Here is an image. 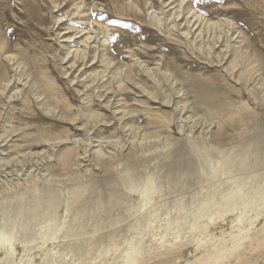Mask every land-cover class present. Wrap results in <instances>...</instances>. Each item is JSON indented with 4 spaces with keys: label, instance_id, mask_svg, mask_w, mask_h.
Here are the masks:
<instances>
[{
    "label": "rangeland",
    "instance_id": "obj_1",
    "mask_svg": "<svg viewBox=\"0 0 264 264\" xmlns=\"http://www.w3.org/2000/svg\"><path fill=\"white\" fill-rule=\"evenodd\" d=\"M0 49V264H264V0H0Z\"/></svg>",
    "mask_w": 264,
    "mask_h": 264
},
{
    "label": "bare ground",
    "instance_id": "obj_2",
    "mask_svg": "<svg viewBox=\"0 0 264 264\" xmlns=\"http://www.w3.org/2000/svg\"><path fill=\"white\" fill-rule=\"evenodd\" d=\"M194 19V22H193V26H195L196 25V23L197 22H199L201 25H200V27L202 26V23H204L206 26H207V29H210L211 27H213L214 26V24H211V22L209 23V22H207V21H205L203 18H202V16H200V15H191V19ZM198 28V27H197ZM196 28V29H197ZM111 30V29H110ZM106 31H109V30H106ZM112 31H114V32H119V31H117L116 29H114V30H112ZM204 31H205V29H204V27H201V28H199V30L196 32V34L195 35H199L200 37H203V33H204ZM87 37H85V39H83V40H81L82 41V43H83V49H82V51H74V52H71L72 54H74L75 56H77V55H81V56H83L84 57V59L86 58V56H87V48H89V49H91V43L89 42L92 38H91V35H86ZM68 39H71L72 37H67ZM109 40L110 39H103L102 41H101V46L104 48V51H105V49H106V47L107 46H105V44H107L108 42H109ZM74 41V40H73ZM75 50H78L77 48L75 49ZM0 52H1V49H0ZM5 54V53H4ZM98 56H100V58H98L99 59V61H100V63H102V64H104L108 69L109 68H111V66H113L112 68H115V66H114V63H113V60H112V57H111V55H105L104 53H102L101 52V54L99 55L98 54ZM5 58V60L7 61V62H12L13 64H15L16 63V65H17V69L18 68H21L22 67V63H20V62H18V59L16 58V56H14V55H10V56H5L4 57ZM94 58H96V54H95V56H94ZM3 63H0V70L1 71H3ZM118 71L120 72V69H118ZM3 73V72H2ZM126 77L127 78H131L132 76H131V74L130 73H126ZM49 80V79H48ZM41 81L42 82H44V85L45 86H47V78L45 77V76H40V74H39V71L37 70L36 71V76H34L33 77V79H32V81H31V84H30V88H29V90H31V91H33L34 93H36V96L37 95H39L37 98H36V100H38V104L39 105H41L42 106V91H41ZM9 85H10V81H9V79L7 80L6 78H3L2 76H0V92H1V94H5L6 92V90L9 88ZM24 86L25 85H27V82L25 83V84H23ZM22 85V86H23ZM121 85V84H120ZM24 86H23V88H24ZM47 88H48V86H47ZM15 89V88H14ZM12 97V96H11ZM10 97V98H11ZM48 100V99H47ZM46 104H47V102H45ZM45 104V105H46ZM50 107V106H49ZM48 109V108H47ZM46 111V110H45ZM52 111V110H51ZM55 113V112H54ZM63 118V117H62ZM11 134V133H10ZM8 136V135H7ZM43 141H45V139H42ZM57 144H59V141H56V142H54L53 143V146H55V145H57ZM53 148V147H52ZM100 150V149H99ZM98 152V151H97ZM30 153V152H29ZM27 154V153H26ZM37 154V153H36ZM27 156H34V154H27V155H22V156H20L21 158H24V157H27ZM38 158H41L39 155H36ZM44 156V155H43ZM45 157V156H44ZM15 160V158L12 160V161H10L9 160V162H6V163H0V167L1 166H5V167H7V168H9L8 166L9 165H11L12 164V162ZM0 162H2V161H0ZM4 169V168H3ZM1 170V169H0ZM1 181V180H0ZM1 182H3V180L1 181ZM0 182V183H1ZM8 183H6V185H7ZM4 185V184H3ZM2 186V185H1ZM148 188H144V191H143V194H145V196H147L146 194H147V192H148ZM2 190H1V188H0V192H1ZM143 194H142V196H143ZM241 220H242V217H239V216H237L234 220H232L231 222L233 223V228H232V230L233 231H236V232H238V233H244V230L245 229H243V228H240V226H238V224H240L241 223ZM46 222V221H45ZM48 223V222H47ZM46 223V224H47ZM47 226V225H46ZM15 227V224H12L11 225V230H12V228H14ZM51 227V226H50ZM49 227V228H50ZM48 228V227H47ZM199 227L198 226H196V225H194V224H192L191 225V229H198ZM48 231V230H47ZM50 232V231H49ZM3 233L6 235V236H3ZM263 235L264 234V228H261V230H260V232L258 233V234H256L255 236H250L249 237V242H253L254 240L256 241L257 240V238L260 236V235ZM18 237V236H17ZM17 237H14V236H12L11 235V232H6V231H4L3 229H0V239H2V238H4V240H5V244L6 245H8L10 248H14L16 245H19L20 244V239H18ZM180 238V236H176L175 238H174V241H176V240H178ZM51 240H52V238H51ZM237 241H240V239L239 238H237ZM178 245H182L183 247H182V249L184 248H187V246H188V244H187V242L186 243H180V244H178ZM249 248L251 249V251H255V248H254V246H253V244L252 243H250L249 245ZM220 252V250H218V253ZM244 252H245V250H241V255L240 254H236V255H234L235 257L234 258H236L240 263L242 262V260H243V258H242V256H243V254H244ZM212 255V254H211ZM201 259H202V261H201ZM212 259V258H211ZM209 257H203V258H200V259H198L197 260V264H206V263H208L209 262V260H211ZM127 260H130V261H132V262H134V257H133V255L131 254V255H128L127 256Z\"/></svg>",
    "mask_w": 264,
    "mask_h": 264
}]
</instances>
